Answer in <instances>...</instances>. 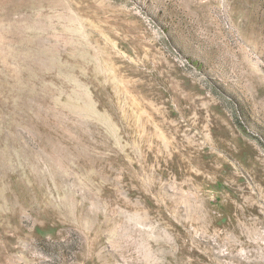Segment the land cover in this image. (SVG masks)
<instances>
[{
  "label": "rangeland",
  "instance_id": "obj_1",
  "mask_svg": "<svg viewBox=\"0 0 264 264\" xmlns=\"http://www.w3.org/2000/svg\"><path fill=\"white\" fill-rule=\"evenodd\" d=\"M0 264H264V0H0Z\"/></svg>",
  "mask_w": 264,
  "mask_h": 264
}]
</instances>
